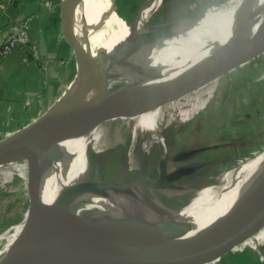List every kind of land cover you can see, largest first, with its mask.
<instances>
[{
  "label": "water",
  "instance_id": "water-1",
  "mask_svg": "<svg viewBox=\"0 0 264 264\" xmlns=\"http://www.w3.org/2000/svg\"><path fill=\"white\" fill-rule=\"evenodd\" d=\"M115 1L112 0L113 8ZM163 1L160 0L148 16L149 29L137 31L144 0L134 18L128 22L127 35L119 40L117 46L130 45L133 50L141 52L140 59L147 58V45L155 46L159 39L182 34L184 29L178 25L197 14L159 20L158 23L155 18ZM86 3L87 0H62L59 31L69 50L65 56L72 59L70 64L73 65V75L93 96L99 111L80 106L60 107L58 104L63 102L67 94L68 83L59 97L38 117L0 138V167L23 161L27 196L26 216L20 228L13 230L9 242L0 249V264H213L264 227V186L254 203L236 211L226 223L218 225L208 234L163 243L119 241L110 234L129 235L139 227L147 234L154 235L157 232L170 233L172 228L187 229L188 225L178 221H164L158 212L154 220L143 218L112 226L92 221L79 213L73 203L83 202L97 192L114 190L137 198L133 189L141 187L147 196L151 195L164 207L168 205L166 200L178 202L184 192L179 195L181 190L176 186L159 187L158 200L154 177H141L132 181L108 180L99 173L90 152L87 171L93 172L91 179L83 176L69 186L67 191L66 187H50L47 190L37 152L42 146L86 139L107 121L132 119L156 105L170 104L237 67L260 58L264 54V30L241 47L234 41L205 60L181 69L162 83L125 95L119 90L110 89V78L97 72L90 64V60L99 63L103 60L106 52L104 49L94 50L83 45L87 60L71 50L74 44L73 24ZM165 156L163 153L159 157V181L166 184V178L176 172L166 173Z\"/></svg>",
  "mask_w": 264,
  "mask_h": 264
},
{
  "label": "bare ground",
  "instance_id": "bare-ground-1",
  "mask_svg": "<svg viewBox=\"0 0 264 264\" xmlns=\"http://www.w3.org/2000/svg\"><path fill=\"white\" fill-rule=\"evenodd\" d=\"M158 1L145 0L139 14L137 31L149 29L143 26V20ZM179 26L184 29L182 34L159 39L155 46L147 45V58L140 59L141 52L133 50L130 45L117 46L119 40L127 35L128 27L121 22L112 0H88L73 24L74 53L87 60L83 45L94 50L104 49L106 52L103 60L100 63L90 60V64L97 72L110 78V89L119 90L125 95L132 94L152 84L164 82L181 69L205 60L234 41L241 47L252 40L264 30V0H236L232 4L228 2V5L210 12L204 20L188 18ZM210 94L209 90L207 95ZM205 101L206 99L196 98L186 108L181 107L178 114L180 120L190 118L203 107ZM58 105L63 108L80 106L99 111L93 96L75 76L69 82L63 102ZM162 107L156 105L139 116L132 117L140 133H151V137L159 143L163 138L157 131ZM98 138L99 135L95 132L83 140L40 147L37 156L45 188L66 187L67 191L69 186L79 181L88 172V154L90 149L96 147ZM223 181L218 188L202 189V192L193 195L180 208L163 207L154 197L147 196L145 189L141 187L133 189L137 198L115 190L109 191L111 194L97 192L87 198L92 205L106 207L112 212L114 210V213L108 210L103 218L105 223L112 226L143 218L154 220L158 212L164 221L172 220L188 225L187 229L172 228L170 233L157 232L154 235L147 234L139 227L129 235L110 234L116 240H129L133 243L184 241L210 233L218 225L226 223L236 211L247 208L256 201L264 186V150L235 169L227 171ZM19 228L20 224L14 229ZM45 248L46 245L43 250Z\"/></svg>",
  "mask_w": 264,
  "mask_h": 264
},
{
  "label": "rangeland",
  "instance_id": "rangeland-1",
  "mask_svg": "<svg viewBox=\"0 0 264 264\" xmlns=\"http://www.w3.org/2000/svg\"><path fill=\"white\" fill-rule=\"evenodd\" d=\"M140 1L141 0H137V4H139ZM129 2L130 1L128 0L115 1V11L117 12L123 25L126 27H128V22L134 18L138 10L137 8L134 13L133 8H136V6H134L133 8L129 7ZM228 2L229 4H232L235 3L236 0H228L225 4L221 6L228 5ZM221 6L212 5L207 8H204L199 12L195 13L197 15H194V19L197 21H200L202 19L204 20L208 17L210 12L218 9ZM263 58L264 54L259 58V61H256L257 64L255 65V67H251L250 65L248 66L249 63L241 67H237L235 70H232L231 72L206 84L205 86L182 96L174 102L170 104H164L161 108L160 118L158 119V123L160 126H158L159 128L157 129V131L162 136L167 134L168 138L171 139L173 137V133L177 131L174 128L181 123L178 118V114L180 113L181 109L186 108L196 98L206 99L207 104L210 102L212 103V109H214L215 113L217 114V117L214 116V119L211 121L213 123L208 124L209 127L207 130L210 132L215 129L214 133H221L223 127L219 126L226 125L228 127L229 133V137H227L226 140L222 141L221 143H218V145L211 144V146L208 147L207 150L212 151L215 148H219L218 150H221V152L223 151L224 153H226L227 150L234 148V144L237 148L243 147V145L250 146L247 147L248 150L246 152L242 148V152H239V156H236L232 165L229 164L227 167L223 168L221 172H212L211 179L213 180L211 184L204 185V187L183 194V197H181L178 202H175V200L173 199L166 200L168 202V205H166L167 207L179 208L187 204L193 197V195L205 190L204 188L220 187L224 183L223 177L227 171L235 169L238 165L254 158L258 153L264 150V139H262L261 142L256 144V147L251 148L253 144L251 142L252 137H254L255 139L257 137L260 138V136L264 133ZM66 59L67 66H69V83L74 74V69L73 65L70 64V60L72 62V59L70 57H67ZM209 90L211 91L212 95L207 99V92H209ZM59 95L57 97H59ZM204 116L208 115L202 113L197 115L198 120L196 122H199V118H202ZM214 123H216V125L213 126L211 129V125ZM103 126L104 128L108 126L111 127L110 129H106L102 137L99 135L96 147L90 149V152L92 151L90 153L92 158L97 159V155L100 153L99 151L101 150V148H108L113 144L118 143L120 138V141H123L122 136L126 134L127 137L124 148H133V151H130L131 158L126 156V161L128 162V165L132 168L131 174L134 175V173L136 174L137 172L139 173V175L143 174L144 172L140 168V161L147 160V158L153 153L151 149H153L154 147L148 146L150 140L153 139L151 137V134L149 132L140 133L137 129L138 127L135 120L127 118L107 121L103 124ZM111 128L113 132L110 133ZM145 139L147 141V147L144 148L143 144ZM197 140V137L191 139V144L196 143ZM132 144H134V147H131ZM137 144H139L138 147ZM163 153L165 152L159 147V157H162ZM231 157L232 155L228 156V160H230ZM22 162L23 161L21 160L16 162L14 165L12 164L3 167L1 166L2 168H0V249L9 242V239L11 238L10 236L13 233V227H16V225L21 224L26 216L27 196L24 187V180L21 177V173L22 176L25 173ZM17 167L20 168L19 172H16ZM154 167L155 165H153V170L149 168L144 170H150V172H154ZM206 174L209 175V173ZM112 175L114 177L115 175L119 177L120 174L114 173ZM92 176L93 172L91 170L84 175V177H88V179H91ZM106 176V179L110 177L109 174H107ZM73 204H76L75 209L78 212H81L82 214L88 216L92 219V221L104 222L105 220H103V218L110 211L106 207L90 204V200L88 198H86L83 202L77 201ZM112 213H114V210Z\"/></svg>",
  "mask_w": 264,
  "mask_h": 264
},
{
  "label": "crops",
  "instance_id": "crops-1",
  "mask_svg": "<svg viewBox=\"0 0 264 264\" xmlns=\"http://www.w3.org/2000/svg\"><path fill=\"white\" fill-rule=\"evenodd\" d=\"M227 1L164 0L159 20L186 17ZM61 2L0 0V44L7 33L18 31L23 23L31 39L29 47L11 49L0 59V138L38 117L68 84L70 74L65 55L69 50L58 20ZM173 3L178 13L170 16ZM71 50L74 52V46ZM19 171L17 167L16 172ZM21 177L25 179L22 173ZM213 264H264V227Z\"/></svg>",
  "mask_w": 264,
  "mask_h": 264
},
{
  "label": "flooded vegetation",
  "instance_id": "flooded-vegetation-1",
  "mask_svg": "<svg viewBox=\"0 0 264 264\" xmlns=\"http://www.w3.org/2000/svg\"><path fill=\"white\" fill-rule=\"evenodd\" d=\"M128 1H130L128 3L129 7L133 8L134 6H136V8H133L134 12L137 8L139 9L144 0H141L139 4H137V0ZM159 1L148 11L145 20H143V26L145 28L148 27V16L153 11V9L158 6ZM170 12L172 13L170 16H172L174 13H178L176 4L171 7ZM190 18L192 20H195L194 16ZM155 20L159 23V9L157 10ZM211 95L212 94H210L208 98L211 97ZM208 104L206 100L203 107L197 110L194 114H192L190 118H188L186 121H182L178 117L181 123L174 128L177 131L173 133V137L171 139H169L168 135L165 134L163 136L161 135L163 137L161 143L154 139L150 140L148 146L154 147L153 149H151L153 153L151 155L149 154L150 156L147 158V160L140 161V168L141 170H143V174L139 175L138 172L136 174L134 173V175L131 174L132 168L128 165V162L126 161V156L131 158L130 151L132 152L133 148H124L127 137L126 134L122 136L123 141H120V138L118 143H115L108 148L104 147V149H101L99 151L100 153L97 155V159L94 158V164L99 170V173H101L102 175H104L103 173H109L110 177H108V180L119 181H132L141 177H154V180H156L157 182L156 191L158 194V200L159 187L174 188L176 186L181 190V193H179L180 195L183 192L187 193L188 190H195L204 187V185L211 184L213 180L211 179V173L221 172V170L227 167L229 164L232 165L236 156H239V152H242L243 147L237 148L234 144V148L227 150L226 153H224L223 151L221 152V150H218L219 148H215L212 151L207 150L208 147L211 146V144L218 145V143H221L222 141L226 140L227 137H229L228 127L226 125L219 126L223 127L221 133H214L215 129L210 132L207 130L209 127L208 124L213 123L211 121L214 119V116L217 117V114L215 113L214 109H212V103L210 102ZM200 113L208 116L199 118V122H196L198 120L197 115H199ZM215 125L216 123L212 124L211 129ZM158 126L157 129L159 128ZM110 127L111 126L104 128V126L102 125V127L98 130L99 132L97 131L98 135L102 137L106 129H110ZM111 132H113L112 128L110 130V133ZM195 137L198 138L197 142L191 144V139H194ZM146 139L143 144L144 147H147ZM133 145L134 144H132L131 147H134ZM138 145L139 144H137V147ZM159 147L166 154V173L170 174L176 172L172 176L166 178V184L159 181ZM230 155H232V157L230 160H228V156ZM153 165H155L154 172H150V170H144V168H149L153 170ZM114 173H119V177L117 175H115L114 177L112 175ZM206 173H209V175H207Z\"/></svg>",
  "mask_w": 264,
  "mask_h": 264
},
{
  "label": "built area",
  "instance_id": "built-area-1",
  "mask_svg": "<svg viewBox=\"0 0 264 264\" xmlns=\"http://www.w3.org/2000/svg\"><path fill=\"white\" fill-rule=\"evenodd\" d=\"M31 43L29 33L27 31L26 23L22 24L21 29L6 34L5 38L0 44V59L11 49L27 48ZM15 227H13L14 230Z\"/></svg>",
  "mask_w": 264,
  "mask_h": 264
},
{
  "label": "trees",
  "instance_id": "trees-1",
  "mask_svg": "<svg viewBox=\"0 0 264 264\" xmlns=\"http://www.w3.org/2000/svg\"><path fill=\"white\" fill-rule=\"evenodd\" d=\"M263 59H264V58H263ZM259 60H260V59L258 58V59L255 60V61L249 62L248 66L250 65L251 67H255V65L257 64L256 61H259ZM240 67H241V66H240ZM262 139H264V133L260 136V138L257 137V138L255 139L254 137H252V141H251V142H252L253 144H252L251 148L256 147L255 145L258 144L259 142H261ZM263 141H264V140H263ZM247 147H250V146H246V145L244 146V145H243V150H245V152L248 150ZM5 166H6V165H5ZM2 167H3V166H2ZM2 167H0V168H2ZM107 174H109V173H104L105 176H106Z\"/></svg>",
  "mask_w": 264,
  "mask_h": 264
}]
</instances>
